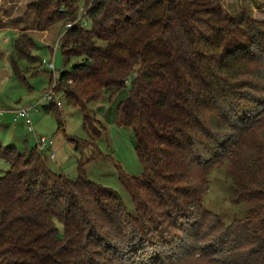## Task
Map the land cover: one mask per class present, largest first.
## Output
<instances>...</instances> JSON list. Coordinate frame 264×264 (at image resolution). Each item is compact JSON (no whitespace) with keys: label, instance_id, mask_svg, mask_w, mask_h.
I'll return each instance as SVG.
<instances>
[{"label":"trees","instance_id":"16d2710c","mask_svg":"<svg viewBox=\"0 0 264 264\" xmlns=\"http://www.w3.org/2000/svg\"><path fill=\"white\" fill-rule=\"evenodd\" d=\"M81 1L28 4L39 31L72 23L59 40L64 69L53 90L82 110L89 138H68L80 155L75 176L54 169L40 142L21 150L0 142L8 163L0 264H264V20L229 16L221 0H85L78 20ZM37 47L26 32L15 40L11 63L22 80L23 60L41 63ZM128 85L116 122L134 131L143 171L116 166L134 213L88 177L93 157L85 158L91 148L101 154L106 134L89 104ZM40 104L64 129L56 101ZM225 161L246 204L230 224L203 207L208 176Z\"/></svg>","mask_w":264,"mask_h":264},{"label":"rangeland","instance_id":"374dc122","mask_svg":"<svg viewBox=\"0 0 264 264\" xmlns=\"http://www.w3.org/2000/svg\"><path fill=\"white\" fill-rule=\"evenodd\" d=\"M31 1L33 0H0V112H3L0 113V140H3L0 142H3V145H16L21 150L26 144L29 146L38 144L40 135L52 138L55 156L50 158V165L58 171L75 176L80 155L78 156L74 149L75 144L68 138H89L83 126L84 114L81 109L69 106L60 93L58 97L63 101V105L60 106L59 111L64 120V129L58 128L55 111L46 110L41 104L30 112L34 132L28 130L24 119H15L13 110L21 106L35 105L47 89L54 88L57 75L64 69V57L57 42L67 25L58 22L46 33L38 31L35 14L28 9ZM84 1H81L83 6L80 16L86 12ZM221 2L229 16L246 12L254 19L264 20V0H221ZM82 22L90 26V22L85 17ZM22 32L35 38L38 47L33 52L41 58V63L33 58L20 63V71L27 78L25 80L14 74L11 63L15 40ZM44 59L54 60L56 70H51L48 63L42 62ZM52 76L53 82H50ZM129 90L130 85L114 94H111V89H107L97 100L89 104L92 117H96H94L96 130L100 131L103 125L106 134L98 141L101 154L97 155L98 149L91 148L85 153V158L93 157L86 165L88 177L115 189L122 196L128 210L134 213L135 205L128 190L119 180L116 166L121 164L125 171L132 175H140L143 171L136 151L134 131L129 127H120L116 122L117 106L121 100L128 97ZM231 168L232 164L229 161L214 165L208 176L209 185L203 198V207L211 216L220 219L222 224L223 221L225 224H230L234 220L241 219L246 208V204L236 196L234 181L230 174ZM7 170L8 163L0 157V176ZM215 239L213 235L209 236L211 245L216 246V243H213ZM210 252L214 250L211 249ZM222 261L223 259L219 258L212 262L200 260L192 264H221Z\"/></svg>","mask_w":264,"mask_h":264},{"label":"built area","instance_id":"2783aa9c","mask_svg":"<svg viewBox=\"0 0 264 264\" xmlns=\"http://www.w3.org/2000/svg\"><path fill=\"white\" fill-rule=\"evenodd\" d=\"M81 18H82V16H80L78 20H80ZM71 25H72V23H68L67 24V28L70 27ZM58 45H59V40L57 42V46ZM43 62L48 63L49 68H51L53 71L56 70V63H55L54 60L48 61V60L44 59ZM52 100L56 101L58 106H62L63 105L62 100L58 97L57 94H55V92H54V90L52 88V89L46 91L44 93L43 97L40 98L35 105H29V106H26V107L25 106H21L19 108L14 109L13 111L15 112V115H16L15 119L16 120L24 119L25 123L27 124L28 130L31 131V132H34L35 129H34V126H33V123H32V118H31V113H30L31 110L33 108H37V106L40 103L44 102V101H49L50 102ZM0 113H3V112H0ZM39 142L41 144V148L46 149V150L48 149V151L51 153V156L52 157L55 156V153L53 151V146H52V144H53V139L52 138H48L46 136L41 135V136H39Z\"/></svg>","mask_w":264,"mask_h":264},{"label":"crops","instance_id":"0c3cea01","mask_svg":"<svg viewBox=\"0 0 264 264\" xmlns=\"http://www.w3.org/2000/svg\"><path fill=\"white\" fill-rule=\"evenodd\" d=\"M54 26H56V24L55 25H53L52 27H54ZM50 29L51 28H49L48 30H45V33H46V31H50ZM39 31V30H38ZM42 32V31H41ZM61 37V36H60ZM60 37L58 38V40L60 39ZM50 45V44H49ZM55 50V49H54ZM51 69V68H50ZM52 70V69H51ZM0 141H3V140H0ZM3 143V142H2ZM4 160V159H3Z\"/></svg>","mask_w":264,"mask_h":264}]
</instances>
